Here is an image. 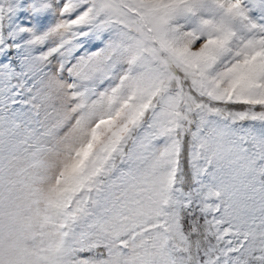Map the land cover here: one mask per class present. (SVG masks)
<instances>
[{
    "label": "snow or ice",
    "instance_id": "6c2138e0",
    "mask_svg": "<svg viewBox=\"0 0 264 264\" xmlns=\"http://www.w3.org/2000/svg\"><path fill=\"white\" fill-rule=\"evenodd\" d=\"M0 264H264V0H0Z\"/></svg>",
    "mask_w": 264,
    "mask_h": 264
}]
</instances>
